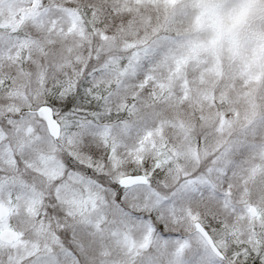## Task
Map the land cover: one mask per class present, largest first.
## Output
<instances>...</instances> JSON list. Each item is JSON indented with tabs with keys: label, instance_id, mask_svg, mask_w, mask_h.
Here are the masks:
<instances>
[{
	"label": "snow or ice",
	"instance_id": "obj_1",
	"mask_svg": "<svg viewBox=\"0 0 264 264\" xmlns=\"http://www.w3.org/2000/svg\"><path fill=\"white\" fill-rule=\"evenodd\" d=\"M0 264H264V0H0Z\"/></svg>",
	"mask_w": 264,
	"mask_h": 264
}]
</instances>
